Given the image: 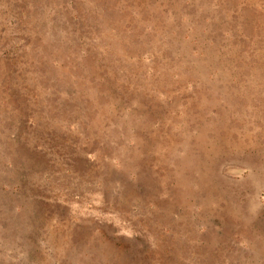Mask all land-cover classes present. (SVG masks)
Here are the masks:
<instances>
[{
	"label": "rangeland",
	"instance_id": "1",
	"mask_svg": "<svg viewBox=\"0 0 264 264\" xmlns=\"http://www.w3.org/2000/svg\"><path fill=\"white\" fill-rule=\"evenodd\" d=\"M0 264H264V0H0Z\"/></svg>",
	"mask_w": 264,
	"mask_h": 264
},
{
	"label": "trees",
	"instance_id": "2",
	"mask_svg": "<svg viewBox=\"0 0 264 264\" xmlns=\"http://www.w3.org/2000/svg\"><path fill=\"white\" fill-rule=\"evenodd\" d=\"M74 20H78V16H77V12H76V10H74ZM23 118V122H25V123H28L29 121H30V118H28L27 116H26V114H24V117H22ZM8 165L10 166V168H12V170H15V165H14V163L13 162H9L8 163Z\"/></svg>",
	"mask_w": 264,
	"mask_h": 264
}]
</instances>
